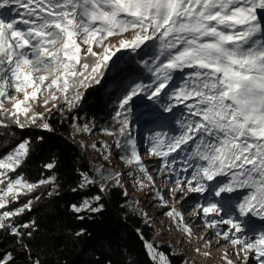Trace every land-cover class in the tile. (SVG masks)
Listing matches in <instances>:
<instances>
[{
  "label": "snow or ice",
  "instance_id": "obj_1",
  "mask_svg": "<svg viewBox=\"0 0 264 264\" xmlns=\"http://www.w3.org/2000/svg\"><path fill=\"white\" fill-rule=\"evenodd\" d=\"M149 42L157 47L149 69L155 80L128 89L115 114L120 127L105 131L117 136L118 148L130 146V153L121 158L154 186L132 138L129 113L141 96L157 103L162 94L173 100L164 105L166 113L183 104L195 119L185 118L179 135L157 132L149 154L161 158L163 169L176 177L170 192L179 193L174 196L178 203L189 194L204 197L206 202L197 204L191 214L202 216L208 228L227 225L215 235L234 246L237 255L243 253L245 264L248 253L264 264V0H0V128L15 124L21 130L53 132L44 114L29 119L31 102L39 105L43 99L42 106L47 107L63 97V105L71 110L81 104L88 89L101 83L118 53H136ZM186 70L190 71L183 85L166 92L174 74ZM5 101L13 108H6ZM54 109L60 111L61 105L54 104ZM83 131L89 128L84 126ZM30 145L25 140L0 157V231L18 238L22 233L13 219L31 211L32 201L15 210L10 205L39 185L55 184V177L38 185L22 175H10L26 161ZM173 153H185L179 170ZM44 167L52 170L55 164ZM81 175V188L96 183ZM120 175L113 176L117 186ZM157 196L168 207L164 197ZM100 200L99 195L86 198L79 206L72 205V211L101 212ZM166 215L193 236L181 211L173 207ZM33 226L34 222L21 225ZM145 247L155 264H170L151 243L145 242ZM13 261L11 253L0 256V264Z\"/></svg>",
  "mask_w": 264,
  "mask_h": 264
},
{
  "label": "trees",
  "instance_id": "obj_2",
  "mask_svg": "<svg viewBox=\"0 0 264 264\" xmlns=\"http://www.w3.org/2000/svg\"><path fill=\"white\" fill-rule=\"evenodd\" d=\"M156 54L153 49L140 55L133 54L109 68L101 83L87 90L84 107L74 116L65 111L63 101L59 103L60 111L52 107V111L45 112L53 132L35 127L21 130L15 124L7 129L0 128V157L9 154L19 143L31 141L29 156L16 173H11L13 177L19 174L38 185L41 180L55 177V184L39 185L33 192L21 196L18 203L10 205L15 210L32 201L31 211L25 210L13 219L21 237L0 231V256L11 253L14 261L10 264H35L36 261L39 264H155L145 247V242L158 246L154 227L130 207V195H125L124 188L111 181L105 191L100 190L105 182L100 164L88 152L84 142L75 136V127L89 121L101 130L117 131L120 125L115 114L120 100L135 84H151L155 80L148 65L155 62ZM173 82L169 85V94L177 88L176 80ZM174 103L163 94L159 103L144 96L135 98L133 110L129 113L133 130L157 123L164 128L169 126V132H174L177 127L180 134L185 118H195L188 115L183 104L175 106L172 113L163 111L164 105ZM0 119H3V113H0ZM155 134H148L149 149ZM40 136L43 140L37 138ZM120 140L123 144L124 138L120 137ZM118 150L122 156L130 153L127 145ZM47 163H54L55 167L48 170L44 167ZM82 173L96 183L81 188ZM97 195L103 205L101 212L77 214L72 211V205L79 206L84 199L91 200ZM78 215L84 219H79ZM33 222V227H21ZM81 230L83 235L78 236ZM159 250L167 256L170 264H184L186 260L184 252L176 254L168 245Z\"/></svg>",
  "mask_w": 264,
  "mask_h": 264
},
{
  "label": "rangeland",
  "instance_id": "obj_3",
  "mask_svg": "<svg viewBox=\"0 0 264 264\" xmlns=\"http://www.w3.org/2000/svg\"><path fill=\"white\" fill-rule=\"evenodd\" d=\"M20 26L24 27L23 25ZM126 35L131 36V33ZM115 39L119 38H113V40ZM150 49H153V51L157 53V47L153 45L152 42H149L147 45L143 46L136 53H131L128 51L118 53L117 56L119 59L114 58L115 63L110 68H114V66L120 64L124 58H127L133 54L140 55L142 52ZM154 63L155 62L148 65V68L150 69ZM188 71L190 70H186L185 73L174 74L177 87L183 85L185 82L184 78L187 76ZM171 83H174L173 80ZM53 91H55V89H53ZM81 91H83V89H81ZM166 91L169 92L168 89H166ZM17 98L23 99V94H17ZM61 101H63V97H61L60 101L49 103L47 107L42 106L43 99L39 101V105H37L36 102H31L33 110L28 113L29 119L36 113L44 114L45 112L49 111V109L54 107V104H59ZM5 107L12 109L13 104L5 101ZM83 107L82 101L80 105L72 108L71 110H69V108L66 106L65 111L74 116L75 112L82 110ZM84 126L89 128L88 132L83 131ZM144 127L147 126L140 127L138 130H133V126L131 124L132 138H134L136 141L138 151V136L141 132V129ZM75 129V136L84 142V146L88 152L99 162L100 173L103 174L104 177H108L107 179L104 178L105 182L101 184V187L103 186L105 189H107L108 184L111 181L116 183L115 179L113 178L114 174H121L119 176V186L124 188L127 195H130V207L133 210L138 211L140 215L146 220V222L154 227L155 235L157 236L156 243H158V246L152 245L159 252H161V250H159L160 247L164 245H168V247L171 248V251L175 252L176 254L184 252L186 254V260L184 264H227L228 261H232V264H245L243 253L237 255L236 248L234 246L223 240L221 236L215 235L217 230L221 231L222 233L226 231L228 228L227 225H220L218 229L208 228L205 226V221L202 216L198 217V220L196 221L189 222V219L186 218L184 213L190 210L187 207L190 206V204L187 202V204H185L186 207H182L180 204L183 202V200L178 203L177 199H174V196L178 198L179 195L178 193L174 194L170 192V189L175 186L176 177L171 175L169 169H162L161 158L154 157L151 162L147 161L150 163H146V165H144L147 169V174L153 177V181L155 182L153 186V184L147 180L143 173L136 169L135 166H129L125 160L121 158L122 155L116 146L117 139L114 138V136L108 135L105 130H101L93 122L89 121H85L82 125L77 124ZM147 129V135L148 133H157L161 130V133L166 132L169 134V136L179 134V129L177 127H175L174 132H169V126L164 128L159 125L157 126V123H153L151 126H148ZM147 141L149 146V140ZM93 145H95V147H93ZM192 147H194V145ZM13 150H11L9 153H11ZM189 150H191V148ZM172 155L176 156L177 158L175 166H177V170H179L181 167H183L181 161L185 153H173ZM149 167L151 168L150 170H148ZM184 175L185 174L181 173V178H183ZM140 182H143V184L146 186L142 188ZM165 190L167 191L164 192ZM157 193L164 197V200L167 201L168 207H164V202L159 199ZM201 197L202 196H200V200L203 201L204 199L205 201V198ZM175 204L179 205L175 208L181 211L184 215V223L192 229V237H189L183 231L182 226L178 227L176 220L166 215V213L171 210V208H173L172 205ZM191 213L192 211L188 213L187 216H192ZM257 221L258 223H261L259 220H256V222ZM211 231H213V234L208 236L209 232ZM197 249H199V251H197ZM228 250H230L229 253ZM205 253L208 254L206 255ZM247 264H259V261L254 259L253 253H248Z\"/></svg>",
  "mask_w": 264,
  "mask_h": 264
},
{
  "label": "bare ground",
  "instance_id": "obj_4",
  "mask_svg": "<svg viewBox=\"0 0 264 264\" xmlns=\"http://www.w3.org/2000/svg\"><path fill=\"white\" fill-rule=\"evenodd\" d=\"M146 157V155H144V157H143V159ZM142 159V160H143ZM178 195H179V193H178ZM197 196L198 195H196V196H192V198L194 199V200H196L197 199ZM187 202H188V199H186V200H183V202L180 204V206H182V207H186L185 206V204H187ZM173 207H176V206H179V205H172ZM188 207V209H189V206H187ZM190 212H191V210H190ZM189 222H192V221H196V220H198V216H189ZM254 223V225H256V227H260L261 226V223H258V221L256 222V220L253 222ZM213 234V231H211V232H209V234H208V236L209 235H212ZM204 242H205V240H204ZM229 251L230 250H228V253H229Z\"/></svg>",
  "mask_w": 264,
  "mask_h": 264
},
{
  "label": "clouds",
  "instance_id": "obj_5",
  "mask_svg": "<svg viewBox=\"0 0 264 264\" xmlns=\"http://www.w3.org/2000/svg\"><path fill=\"white\" fill-rule=\"evenodd\" d=\"M147 140H149V138L145 140L144 145H145V151H146V154H149V150H150V149H149V146H148V144H147V142H148ZM150 162H151V161H150ZM150 162H149V163H150ZM161 171H162V170H161ZM161 171H160V172H161ZM164 171H165V170H164Z\"/></svg>",
  "mask_w": 264,
  "mask_h": 264
}]
</instances>
